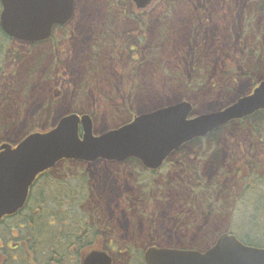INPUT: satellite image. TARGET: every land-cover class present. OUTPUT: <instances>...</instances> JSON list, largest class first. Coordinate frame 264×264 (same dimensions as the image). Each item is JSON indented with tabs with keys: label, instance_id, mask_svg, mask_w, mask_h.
Listing matches in <instances>:
<instances>
[{
	"label": "rangeland",
	"instance_id": "374dc122",
	"mask_svg": "<svg viewBox=\"0 0 264 264\" xmlns=\"http://www.w3.org/2000/svg\"><path fill=\"white\" fill-rule=\"evenodd\" d=\"M248 2L161 0L139 11L131 2H125L124 7H117L118 2L112 0H78L72 24V42H68L67 46L63 42L60 47H66L67 50V74L56 80L53 79L51 66L57 51L50 41L37 44L29 50L27 44L16 43L18 60L14 62L4 55L8 45L5 46L0 38L3 44L1 63L9 75L5 83L12 86L7 91L11 97L9 102L0 104V144L8 140L18 142L36 127L50 128L60 117L75 111L91 113L96 132L101 133L128 121L130 111L139 113L186 100L193 103L200 113L235 100L250 88L251 80L244 77L242 64L258 68L257 77L264 76V48L261 47L264 44V17L256 16L248 23ZM263 5V0L257 1L258 7ZM198 10L202 14L196 16ZM247 25L252 27L250 33H244ZM139 29L144 31L141 38L144 36L147 43L145 56L149 53L148 47L158 44L160 31L162 39H166L157 51L160 52V59H154L155 62L146 61L142 55L137 56L134 49L128 51L126 39L129 31L138 32ZM104 33H107L108 43L103 42ZM94 39L97 45L93 46L91 41ZM195 51L204 62V65L201 63L202 68L205 66L210 70V84L205 88L203 81L198 82L201 91L190 90L187 85L173 81L166 73L174 71L176 67H182L181 71L188 73L189 60ZM208 68H205L207 75ZM228 71L240 75L226 76ZM121 103L126 104V107ZM261 131L264 134V128ZM251 141L247 130L237 125L225 127L220 136L221 152L215 154V159L221 156L219 161L208 157L200 163L192 158L194 164L200 165L202 176H197L196 181L202 184L216 181L220 176L216 175L218 172L230 173L225 178L220 176L219 195L213 196V201L210 191L196 195L205 212L190 206L193 198L184 182L187 179L182 168L173 171L163 169L162 173L151 176L145 170L137 169L134 164L96 161L90 165H74L88 171L89 174L82 175L79 183L86 191L89 188L95 192L102 203L99 210L103 208L106 217L114 219L112 228H117L119 242L130 243L136 252L144 250L150 240L164 245L171 241V231L167 229L164 217L167 213L170 215L181 211L183 207L185 215L190 220L195 219L198 225L184 232L174 230V240L185 237L192 240L191 237L199 229L200 234L208 227L206 237L232 229L236 234L244 232V238H248L252 231L256 234L254 239L257 243L264 244V169L259 179L255 175L251 176L253 171L249 167L247 171L244 166L240 177L235 173L243 155L245 164L251 150L256 149ZM198 146L190 144L186 148L194 156ZM261 150L257 155L264 164V144ZM212 151L211 146L210 154ZM175 162L176 156L173 158ZM70 167L63 164L60 168L65 178H68V174L71 176ZM224 184L227 185V191L221 189ZM140 185L148 191L153 185L156 189L149 193L157 200L135 201L151 217V213L156 211L157 217L153 219H138L132 207L129 211L123 209L131 206L130 201L133 205L134 197L143 188ZM254 186L259 198H251L247 193ZM218 191L215 189V192ZM221 192L227 200L224 203ZM123 194L125 196L119 203V197ZM68 212L63 217H68ZM51 214L47 215V220ZM137 261H140L138 256Z\"/></svg>",
	"mask_w": 264,
	"mask_h": 264
},
{
	"label": "water",
	"instance_id": "95a60500",
	"mask_svg": "<svg viewBox=\"0 0 264 264\" xmlns=\"http://www.w3.org/2000/svg\"><path fill=\"white\" fill-rule=\"evenodd\" d=\"M146 8L154 0H134ZM0 24L11 37L41 42L52 35L55 24L74 15V0H1ZM194 106L182 101L143 113L129 124L94 132L90 115L70 114L47 131L29 134L16 146H0V219L22 209L37 176L62 160L124 162L139 159L150 170L160 169L184 144L264 110V78L254 90L219 110L190 118ZM82 129V134L80 133ZM148 264H264V247L244 244L234 234H223L216 244L201 252L152 248ZM82 264H112L104 252H92Z\"/></svg>",
	"mask_w": 264,
	"mask_h": 264
},
{
	"label": "flooded vegetation",
	"instance_id": "af4514ba",
	"mask_svg": "<svg viewBox=\"0 0 264 264\" xmlns=\"http://www.w3.org/2000/svg\"><path fill=\"white\" fill-rule=\"evenodd\" d=\"M121 1V0H116ZM130 1L131 3H134L133 0H125ZM1 2V0H0ZM76 10L78 6V0H76ZM144 11V10H139ZM201 15V11H196V16ZM135 20V19H134ZM73 18L69 20L65 25H55L53 28V35L50 38V42L53 45V49L57 51L56 56L53 60V64L51 66V70L53 73V79L56 80V78H59L61 76L66 75L67 73V65H68V59L66 58V47L65 49H60L62 43L64 42L67 46L68 42H72L73 39ZM144 31H141L139 29L138 32H132L129 31L128 39L126 41L128 42V48L130 51L136 50L139 43L141 44L143 41H145L144 36L141 38V35ZM103 34V33H102ZM91 44L97 45L96 39L91 41ZM104 46V45H103ZM146 46V45H145ZM97 49V48H96ZM65 55V57H63ZM136 60V58H134ZM16 58H13L12 61L15 62ZM127 72V71H126ZM2 87V84H0V88ZM60 90V89H59ZM252 90V89H251ZM56 93V92H55ZM57 95L58 92H57ZM10 98L8 96H5L3 98V103H6ZM2 103V102H0ZM123 107H126V104L121 103ZM134 117H130V121ZM202 141V140H201ZM215 145V143H214ZM176 156L177 162L176 164L173 163V158ZM206 155H194L192 154H182V153H174L172 154L168 160L163 165L162 169L165 170H175L177 168H182L184 176L192 175L194 174L199 175L201 171H199V167L192 162L193 160L197 162H203ZM215 161H219L220 157L218 159H215V154H212ZM195 157V158H194ZM187 160H190L188 162L189 165H186L185 162ZM117 163L119 165H125V163L122 162H112ZM83 166L90 163L83 162L81 163ZM116 164V165H117ZM238 168L235 170L236 175L240 177L242 174V171L244 170V155L242 157V161L240 164L237 165ZM145 168V167H144ZM146 172H148L151 176L154 172L151 170H147L145 168ZM163 171V170H162ZM162 171H157L156 174L162 173ZM228 171H221L218 172L216 175H220L221 178H225L230 176V173L227 174ZM84 174H89L86 169H82V173L78 174L77 176H81ZM139 174V172H138ZM219 176V177H220ZM218 177V178H219ZM186 182V180H184ZM187 188L189 191L195 192L201 187H196L195 189H191L188 182ZM201 186V182L198 184ZM141 192H139L136 197H134V202L132 205V202L130 201L129 205L130 207H123L125 211H129L132 207V210L135 212V215L137 214L139 218L144 220L143 218L153 219L157 217L156 211H153L152 217L149 216L145 210L143 209V206H139L138 203L135 201H141L142 200H153L151 195L147 188L143 185H140ZM220 189V187H217ZM46 189V188H45ZM77 190L78 194L77 196L80 198V201L82 200V193L83 191L78 187H71V190ZM136 189V188H135ZM223 190H227V185L221 187ZM137 191V190H136ZM138 193V191H137ZM72 196L75 198V201L72 200L70 204H74L75 206L73 208H70L68 211V217H62L63 213L62 211H59V213L52 212L50 219H49V225L51 228V238L53 242L50 244L49 251H40L41 247L38 246V241L36 238H32V233L29 232V228L31 227V222L29 221V212L27 209H23L20 212H18L16 215L13 216H7L0 220V264H42V258L49 256L48 263L45 264H82L85 257H87L92 252H106L109 254L113 259V264H136L137 260H134L138 254H140L139 257L143 256L146 253L147 249L151 246H158L163 248H169V249H178V250H198L202 252H206L213 244L216 243L218 237L220 234L214 233L209 236H205L206 231L209 229H205V231L201 232L199 234L200 229L198 230V233L195 234L197 238L191 237L192 240H189L187 237L182 239L174 240V230H177L178 232H184L188 228H197L196 226L198 223L197 221L190 220L187 215H185V208L183 207L181 211L173 212L170 215L167 213L164 217V222L167 226V229L170 233L171 241H168L166 245L163 243H157L155 241H148L147 247L141 251H138L136 253L133 245L130 243H120L118 239V231L115 228H112L114 219L107 218L104 212V209L102 208V211L99 210L102 204L99 202L97 195L94 192V198L91 203V207H88V201L86 203H79L78 197L74 196L72 193ZM125 194L121 195L119 197L118 202L120 203V199H123ZM129 196V195H127ZM78 199V200H77ZM126 200V199H125ZM124 200V201H125ZM127 200H130V197H127ZM126 200V201H127ZM125 201V203H126ZM190 206H197L201 207L200 204L196 205L195 203L191 202ZM196 208V207H195ZM196 208V209H197ZM200 208H198L199 210ZM79 211V212H78ZM89 211H91V215L94 213L96 216L89 217ZM200 212H205L204 210H200ZM209 215H212L211 212H206ZM128 214V212H127ZM101 215L102 217H98ZM62 218H61V217ZM217 216V215H215ZM132 217V216H131ZM194 222V223H193ZM107 225L108 227V236L104 235V227ZM104 226V227H103ZM172 226V227H169ZM166 228V227H165ZM164 228V229H165ZM209 237V238H208ZM36 242V244H34ZM34 244V246H33ZM61 247H65V249H62ZM48 253V254H47ZM63 257V258H62ZM142 262V264H145Z\"/></svg>",
	"mask_w": 264,
	"mask_h": 264
},
{
	"label": "trees",
	"instance_id": "16d2710c",
	"mask_svg": "<svg viewBox=\"0 0 264 264\" xmlns=\"http://www.w3.org/2000/svg\"><path fill=\"white\" fill-rule=\"evenodd\" d=\"M257 1L258 0H250V2H251L250 9L256 10V12H259V13L264 12V5L261 7H258ZM263 3H264V0H263ZM247 30L249 32V27L247 28ZM6 37H8V36H6ZM261 47L264 48V44H262ZM0 52H2L1 48H0ZM9 52L10 51L7 50L5 47L4 55H8L7 53H9ZM147 52H150V49H148ZM153 52H154V50L152 49L151 54L155 55V53H153ZM144 53H145V51H141V55L142 54L144 55ZM201 63H203V65H204L203 60L201 58L200 59L197 58L196 63H195L196 70L192 76H189L190 80H186L185 76L182 73H177V75L179 76L178 82L185 83L186 81H188L187 84H189L190 81L195 79L196 72L199 68L206 72L205 80H208L207 70L205 68H202ZM241 67H242L241 69L244 73V77H248L249 80H251L250 84H249V86H250V88L248 90V92H249L260 81L261 77L259 78L256 76L258 74V68L252 67L249 64H244V65L242 64ZM190 71H191V64H190ZM3 75H4L3 69L1 70V68H0V76H3ZM239 75L232 73L231 77L239 76ZM181 77H184V79H181ZM3 78H5V77H3ZM205 82H206V85L209 84V81H205ZM0 96H3V93L0 94ZM240 122L241 123H239V128L247 130L249 132L251 140L256 145V147H255L256 149L254 151L251 150V152L248 156L247 162L245 164V166H246L245 169L248 171V167H249L253 171L250 173L251 176L255 175V178L259 179V176H261L260 172H261V170L264 169V164L261 163V160L258 158L260 151H262L261 150L262 137L264 139V134L261 131V129L264 128L263 127L264 126V111L258 112L255 115L248 117V118H246ZM35 129H37V128H35ZM218 133H219V131L215 132L210 137L216 138ZM262 134H263V136H262ZM252 141H251V143H252ZM252 149H253V147H252ZM183 152H185V151H183V150L179 151V153H182V154H183ZM254 153L256 154V156ZM130 164H134V166L137 169L140 168L139 163H130ZM185 164L189 165L188 160L185 162ZM67 165L71 166L69 171L71 172L72 177L68 174V178H65V176H64L65 174L61 173V171H60L61 167H58L56 169L54 168L50 171L44 172L43 174H41L39 176L34 187L32 188V192H31L29 202H28L27 206L25 207V209H27L29 212L28 218H29V221L31 222V227L29 228V232L32 233L33 240H34V238H36V240L38 241V246L41 247L40 251H45V250L49 251L50 244L53 242V240L51 238V228L49 225V220H47V215L50 214L51 212H54V210H56L57 213H59V211H62V213L64 214V213L68 212L69 208L74 207L73 205L70 204V202H72V200L75 201V198L72 196V193L76 197L78 194L77 193L78 191L74 190V189L71 190V187H78L83 191L81 201H80V198L77 196L79 199V203L81 202L80 204L86 203L88 201V203H89L88 207L90 208L91 203H92L93 198H94L93 197L94 192L92 190H90L88 188V190L86 191L85 188L80 185L79 182L81 181V176L75 175L76 173H78V174L82 173V168L75 166L74 162H66L65 166H67ZM65 169H67V168H65ZM187 178L189 180L188 183H189L191 189H195L197 186L201 187L198 190H196L195 192H192L193 203H195L196 205H198L200 203V200H198L196 198V195L199 193H204L207 191L212 192V194H211V197H212L211 200L212 201H213V196L217 197V195H219V191H218L219 189H217V187H219V182H220L219 179H217L216 181L211 182V183L210 182H207L206 184L201 183V186H199L198 184L200 181H198V182L195 181V179L197 177L194 174L188 175ZM85 183H86V185L90 186V184H88L87 181H85ZM215 189H217L218 192H215ZM235 190H236V187L233 190L234 194L236 192ZM251 190H253V191H251ZM151 191H155V189L154 190L151 189ZM247 193L251 198L254 196L258 197V195H257L258 192H257V189L255 186L251 187L249 192H247ZM220 195L222 197V202H226L227 200L225 198V194L220 193ZM240 195H242V193H240ZM235 199L238 200L239 197L236 196ZM194 207L197 208V206H194ZM198 208H200L199 211L200 210L203 211V209L201 207H198ZM256 210H258V209H256ZM94 216H96V214L94 213L93 215H91V211H89V217H94ZM98 217H102V216L99 215ZM243 227H244V225H243ZM230 231L233 233L232 229H230ZM107 232H108V228L105 225L104 233H107ZM239 235H240L239 237L242 239V241L247 245L257 246V247L264 246V244H258L257 243V241L254 239L256 234L252 231L248 234V238H244V232L243 233L240 232ZM34 244H36V242H34ZM34 244H33V246H34ZM61 248L65 249V247L64 248L61 247ZM48 261H49V256L42 258V264L48 263Z\"/></svg>",
	"mask_w": 264,
	"mask_h": 264
},
{
	"label": "bare ground",
	"instance_id": "6f19581e",
	"mask_svg": "<svg viewBox=\"0 0 264 264\" xmlns=\"http://www.w3.org/2000/svg\"><path fill=\"white\" fill-rule=\"evenodd\" d=\"M160 49V48H159ZM197 58H199L200 59V55H198L197 53H196V51H195V53L192 55V57L190 58V64H191V71H190V73H189V76H192L194 73H195V70H196V68H195V63H196V60H197ZM156 59H160V55H158L157 57H156ZM181 68L182 67H176V72L177 73H180L181 72ZM206 68H208V67H206ZM163 69H164V71H166V68L163 66ZM208 70H209V68H208ZM205 76H206V72L204 71V70H202V69H198L197 70V72H196V76H195V79L194 80H192V81H190L189 82V84H188V87L190 88V90H195V91H201V89L199 88L198 89V82H199V80H200V82L201 81H204L205 80ZM197 89V90H196ZM220 136L221 135H217V137L215 138V146L217 147V148H219V143H220Z\"/></svg>",
	"mask_w": 264,
	"mask_h": 264
}]
</instances>
